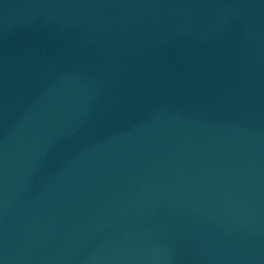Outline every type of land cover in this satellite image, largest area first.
Wrapping results in <instances>:
<instances>
[{
  "label": "water",
  "instance_id": "1",
  "mask_svg": "<svg viewBox=\"0 0 264 264\" xmlns=\"http://www.w3.org/2000/svg\"><path fill=\"white\" fill-rule=\"evenodd\" d=\"M0 264H264V0H0Z\"/></svg>",
  "mask_w": 264,
  "mask_h": 264
}]
</instances>
